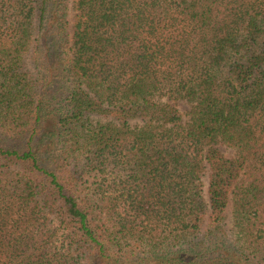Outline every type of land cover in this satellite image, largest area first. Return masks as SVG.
Segmentation results:
<instances>
[{
    "label": "trees",
    "instance_id": "1",
    "mask_svg": "<svg viewBox=\"0 0 264 264\" xmlns=\"http://www.w3.org/2000/svg\"><path fill=\"white\" fill-rule=\"evenodd\" d=\"M0 264H264V0H0Z\"/></svg>",
    "mask_w": 264,
    "mask_h": 264
},
{
    "label": "rangeland",
    "instance_id": "2",
    "mask_svg": "<svg viewBox=\"0 0 264 264\" xmlns=\"http://www.w3.org/2000/svg\"><path fill=\"white\" fill-rule=\"evenodd\" d=\"M175 105V107L181 112L183 120L186 121L188 119L187 113L190 110V106L188 105V103L184 102V101H177L173 103ZM218 148L221 150V152L226 155L227 157H231L234 155V150L228 149L224 146H218ZM208 172L207 174L204 176L203 178V182H204V187H205V191L207 188V184H208ZM205 198L208 200L207 195L205 194Z\"/></svg>",
    "mask_w": 264,
    "mask_h": 264
}]
</instances>
